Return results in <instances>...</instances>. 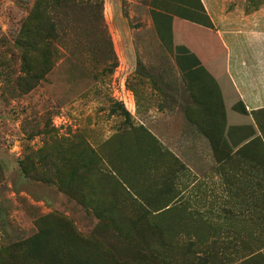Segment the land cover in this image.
Wrapping results in <instances>:
<instances>
[{
    "label": "rangeland",
    "instance_id": "1",
    "mask_svg": "<svg viewBox=\"0 0 264 264\" xmlns=\"http://www.w3.org/2000/svg\"><path fill=\"white\" fill-rule=\"evenodd\" d=\"M38 1L0 0V250L18 249L37 233V220L59 214L82 235L96 233L103 246L126 256L130 248L61 188L60 156L82 142L109 158L123 138L106 142L127 135L137 142L144 122L202 175L241 147L254 123L242 102L235 113L208 118L204 104L215 96L189 86L187 78L199 72L184 58L197 56L209 69L205 57L218 54L212 32L169 15L170 25L154 0H84L81 9L69 2L49 13L59 37L45 55L42 46L25 54L22 36ZM37 21L45 25L46 18ZM47 59L55 67L45 75Z\"/></svg>",
    "mask_w": 264,
    "mask_h": 264
},
{
    "label": "trees",
    "instance_id": "2",
    "mask_svg": "<svg viewBox=\"0 0 264 264\" xmlns=\"http://www.w3.org/2000/svg\"><path fill=\"white\" fill-rule=\"evenodd\" d=\"M69 2L77 9L85 5L84 0L37 2L31 24L22 36L25 54L39 52L40 46L46 49L43 55L50 50L59 36L57 22L49 13L68 8ZM153 7L162 11L170 25L173 20L168 18L174 17L207 29L203 32L214 29L201 0H154ZM40 17L46 18L45 25L37 21ZM99 22L106 28L103 16ZM214 47L218 54L205 57L210 65L207 70L197 63V56L184 58L199 72L198 77L187 78L190 88L215 96L204 104L208 118L221 110L235 113L241 106V101L235 104L217 85L218 76L225 78L226 51L217 39ZM46 66L45 75L55 64L47 59ZM125 115L130 117L127 111ZM137 131V142L129 135L109 139L107 145L123 138L109 158L79 142L70 155L60 156L63 170L56 171L66 195L92 213L105 231L122 240L130 248L128 255L117 256L103 246L96 233L86 237L67 218L51 214L37 220V233L16 246L18 249L0 250V264H222L224 258L227 262L223 264H264V239L258 235H264L262 140L255 139L227 160H222L220 150L214 147L215 157L222 160L218 169L225 198L216 206L200 207L185 201L179 190L178 181L187 172L186 165L144 126ZM213 138L217 141L218 136ZM21 167L28 174L24 163Z\"/></svg>",
    "mask_w": 264,
    "mask_h": 264
},
{
    "label": "crops",
    "instance_id": "3",
    "mask_svg": "<svg viewBox=\"0 0 264 264\" xmlns=\"http://www.w3.org/2000/svg\"><path fill=\"white\" fill-rule=\"evenodd\" d=\"M201 2L214 26L209 31L226 51L225 78L218 76L217 85L222 94L233 98L235 104L239 101L244 104L255 127L237 150L258 138L264 144V0ZM140 123L146 128L144 122ZM153 136L158 138L155 134ZM237 150L230 157H235ZM219 166L217 163L214 169L199 175L186 165L187 172L178 181L183 199L200 207L220 204L225 198V190Z\"/></svg>",
    "mask_w": 264,
    "mask_h": 264
}]
</instances>
